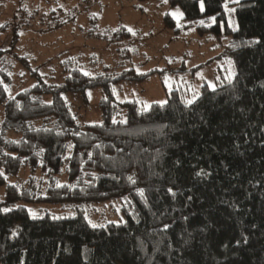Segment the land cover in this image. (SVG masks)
Segmentation results:
<instances>
[{"label": "trees", "instance_id": "1", "mask_svg": "<svg viewBox=\"0 0 264 264\" xmlns=\"http://www.w3.org/2000/svg\"><path fill=\"white\" fill-rule=\"evenodd\" d=\"M167 1L182 10L183 28L226 42L236 73L216 89L204 84L192 102L172 91L147 110L118 102L114 86L155 72L93 76L64 62V82L49 83L14 52L32 24L0 25V36L13 31L0 49V264H264V0ZM98 19L87 35L101 36ZM164 22L180 35L172 16ZM111 36L136 40L125 27ZM8 57L35 80L15 96ZM98 89L102 122L82 124L65 95L88 102ZM23 170L21 184H8ZM119 197L124 221L95 227L79 212L26 206Z\"/></svg>", "mask_w": 264, "mask_h": 264}, {"label": "rangeland", "instance_id": "2", "mask_svg": "<svg viewBox=\"0 0 264 264\" xmlns=\"http://www.w3.org/2000/svg\"><path fill=\"white\" fill-rule=\"evenodd\" d=\"M168 14L182 28L179 36L166 26L164 17ZM92 15L99 18L94 31L101 36L87 35L93 29ZM183 18L182 10L170 6L167 0H0V25L10 22L20 27L26 21L32 24L31 28L21 30L14 52L20 57L27 56L32 68L49 83L64 82L67 76L62 68L64 62L93 76L106 68L117 74L132 68L140 74L155 72L145 81L125 80L114 86L118 102H137L143 110L153 103H165L172 91H179L187 102H192L204 84L216 89L235 76L233 60L225 54L226 42L210 36L202 38L195 28H183ZM122 27L133 34L135 44L118 45L111 41V34ZM12 34L10 30L0 36V49L10 45ZM8 59L14 65L9 94L15 96L35 80L16 60ZM65 98L82 124L102 122L99 89L89 92L88 102L72 94H66ZM27 176L28 171L23 170L18 177L9 178L8 184H21ZM5 194L6 187L0 186V199ZM125 205L126 199L119 197L101 203L26 206L34 215L72 217L79 212L92 225L102 226L107 222H123Z\"/></svg>", "mask_w": 264, "mask_h": 264}, {"label": "snow or ice", "instance_id": "3", "mask_svg": "<svg viewBox=\"0 0 264 264\" xmlns=\"http://www.w3.org/2000/svg\"><path fill=\"white\" fill-rule=\"evenodd\" d=\"M236 2H239V0H236ZM203 9H204V6H203V3L201 4V10L203 11ZM180 15H182V14H180ZM213 20H214V18H213ZM126 122V121H125ZM197 175H200V173H198ZM171 191V190H170ZM143 193H141V195H142ZM34 215V214H33ZM93 227H95V225H93ZM246 242V241H245Z\"/></svg>", "mask_w": 264, "mask_h": 264}]
</instances>
